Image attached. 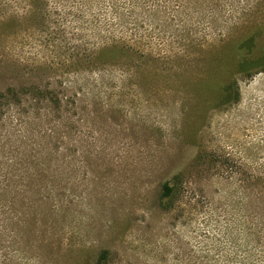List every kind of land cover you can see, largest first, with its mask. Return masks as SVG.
<instances>
[{
	"label": "rangeland",
	"instance_id": "rangeland-1",
	"mask_svg": "<svg viewBox=\"0 0 264 264\" xmlns=\"http://www.w3.org/2000/svg\"><path fill=\"white\" fill-rule=\"evenodd\" d=\"M259 28L264 0H0V264H264V67L202 88Z\"/></svg>",
	"mask_w": 264,
	"mask_h": 264
},
{
	"label": "trees",
	"instance_id": "trees-1",
	"mask_svg": "<svg viewBox=\"0 0 264 264\" xmlns=\"http://www.w3.org/2000/svg\"><path fill=\"white\" fill-rule=\"evenodd\" d=\"M262 29L251 30L240 36L239 38H234L229 40L227 43H223L221 50V57L218 60L219 66L226 65L227 70H231L227 75V80L218 81V83L207 82L202 85V88L217 90L221 86L224 94H228L231 88L230 79H232V74L236 70L238 73L247 74L250 70L257 69L259 67H264V47H260L261 39H263ZM116 52V51H114ZM120 52V51H117ZM116 52V53H117ZM234 69V70H233ZM221 99V97H220ZM173 192V186L168 182L162 185V197H168ZM107 257V251L102 250L97 257L95 264H100Z\"/></svg>",
	"mask_w": 264,
	"mask_h": 264
}]
</instances>
